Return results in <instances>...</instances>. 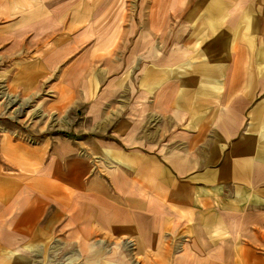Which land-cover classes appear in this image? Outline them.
<instances>
[{
    "label": "crops",
    "instance_id": "obj_1",
    "mask_svg": "<svg viewBox=\"0 0 264 264\" xmlns=\"http://www.w3.org/2000/svg\"><path fill=\"white\" fill-rule=\"evenodd\" d=\"M11 57L66 133L0 134V264H264V0H0Z\"/></svg>",
    "mask_w": 264,
    "mask_h": 264
},
{
    "label": "rangeland",
    "instance_id": "obj_2",
    "mask_svg": "<svg viewBox=\"0 0 264 264\" xmlns=\"http://www.w3.org/2000/svg\"><path fill=\"white\" fill-rule=\"evenodd\" d=\"M17 58V57H16ZM14 57L0 58V122L5 123L1 135L20 137L24 145L41 143L42 139L52 134L62 135L66 132L56 130L52 125H62V113L50 112L47 109L55 99L53 92L58 91V83L53 76H44L38 67L29 64L31 61H16ZM19 60V59H18ZM25 63V64H24ZM29 72L34 73L29 75ZM26 76H24V74ZM21 74L23 76L21 77ZM38 75V76H37ZM12 100V102H11ZM15 101V102H14ZM54 129V130H52ZM46 254L37 257L34 264H67L77 258V252L71 246L62 251L61 241L51 239L46 242ZM121 250H117L120 252ZM127 254H120L113 264H142V256L130 248ZM71 264H93L82 259ZM109 264V263H102Z\"/></svg>",
    "mask_w": 264,
    "mask_h": 264
},
{
    "label": "bare ground",
    "instance_id": "obj_3",
    "mask_svg": "<svg viewBox=\"0 0 264 264\" xmlns=\"http://www.w3.org/2000/svg\"><path fill=\"white\" fill-rule=\"evenodd\" d=\"M11 102H12V100H11ZM15 102V101H14Z\"/></svg>",
    "mask_w": 264,
    "mask_h": 264
}]
</instances>
